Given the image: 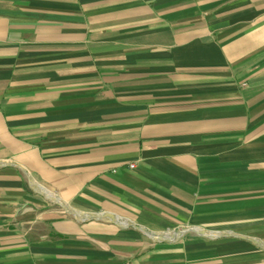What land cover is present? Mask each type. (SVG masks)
<instances>
[{"label": "crops", "instance_id": "crops-1", "mask_svg": "<svg viewBox=\"0 0 264 264\" xmlns=\"http://www.w3.org/2000/svg\"><path fill=\"white\" fill-rule=\"evenodd\" d=\"M0 264H264V0H0Z\"/></svg>", "mask_w": 264, "mask_h": 264}, {"label": "built area", "instance_id": "built-area-1", "mask_svg": "<svg viewBox=\"0 0 264 264\" xmlns=\"http://www.w3.org/2000/svg\"><path fill=\"white\" fill-rule=\"evenodd\" d=\"M133 166H131V168H132Z\"/></svg>", "mask_w": 264, "mask_h": 264}]
</instances>
